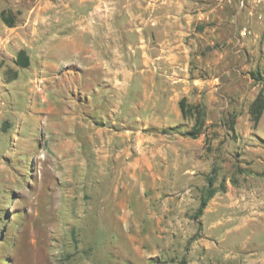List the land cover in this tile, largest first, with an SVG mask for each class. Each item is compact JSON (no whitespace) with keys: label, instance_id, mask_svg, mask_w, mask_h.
<instances>
[{"label":"rangeland","instance_id":"rangeland-1","mask_svg":"<svg viewBox=\"0 0 264 264\" xmlns=\"http://www.w3.org/2000/svg\"><path fill=\"white\" fill-rule=\"evenodd\" d=\"M126 9L132 12V7ZM106 25L111 32L126 30L127 41L133 44L129 32L134 24L126 16H111ZM149 32L147 28L148 37ZM68 57L35 51L30 68L21 70L18 81L11 85L6 77L0 80V264L116 261L109 247L121 230L109 221L112 209L125 207L130 195L137 208L145 205L141 199L159 210L167 208L172 205L168 195L181 194L184 185L141 191L133 183L126 185V162H141L143 157L151 162L210 163L215 186L223 180L222 190L239 185L245 173L238 174V180L234 177L244 170L239 166L231 176V162H264V111L258 128L248 113L239 111L234 133L217 126L196 139L162 137L153 144L157 153L137 151L134 131L142 127L144 137L157 133L148 131L158 121L149 113L156 90L150 70L142 84L132 70L123 71L113 62L108 71L92 72L98 76L94 77ZM9 58L5 54L3 60ZM74 59L80 64V58ZM101 77L106 80L96 86L95 79ZM162 128L167 127L157 130ZM253 169L259 181L255 187L264 188V163L251 167L250 173ZM209 171L197 168L188 181L193 192L179 207L187 210L189 219ZM233 201L238 205L225 209V221L217 227L212 224L222 217L212 213L200 229L197 223L193 227L182 223L178 230L163 231L168 238L172 234L173 254L161 258L172 264L180 259L186 264H264V192L260 190L256 199Z\"/></svg>","mask_w":264,"mask_h":264},{"label":"crops","instance_id":"crops-1","mask_svg":"<svg viewBox=\"0 0 264 264\" xmlns=\"http://www.w3.org/2000/svg\"><path fill=\"white\" fill-rule=\"evenodd\" d=\"M127 6L132 7V12L127 11ZM2 11L15 16V25L7 27L0 18V80L5 81L6 70L11 69L16 78L7 83L13 85V81H18L21 70L30 68V56L35 51L50 52L58 59L69 56V61L85 67L88 76L101 69L108 71L113 62L123 71L132 70L142 84L146 71L150 70L151 85L156 90L149 113L158 120L152 124L155 128L184 123L178 107L182 97L190 104L202 103L206 107L208 125L227 114L236 115L239 111L247 114L248 105L261 88L249 73L243 72H264V0H0ZM111 16H126L133 22V30L129 32L133 44L127 41L126 30H109L106 23ZM240 27L248 30V36H239ZM116 39L118 42H111ZM95 40L98 43H93ZM20 50L29 58L27 68L13 63ZM5 54L10 55L6 61ZM74 57L80 58V64ZM96 79V86L106 80ZM141 129L134 131L137 151L141 153L144 149L157 153L159 148L153 146L156 141L176 135L157 132L144 137ZM149 143L152 145L147 147ZM151 161L141 157V162H126V185L133 183L141 191L157 192L164 184L173 188L184 184L182 193L169 194L172 205L160 210L143 199L145 205L135 207L131 195L125 207L112 209L109 221L119 224L121 233L109 247V254L117 257L109 264H172L161 258L162 254H173L172 234L168 238L163 231L178 230L182 223L196 225L179 203L193 192L188 181L195 175L194 170L198 168L206 173L211 164ZM263 163L231 162V176L239 166L244 167L246 174L239 180V173L234 175L239 185L230 184L226 190L216 191L200 217L201 223L204 224L208 214L216 213L222 217L212 224L217 227L222 219L225 221V209L238 205L234 199H256L260 190L264 192V188L255 187L259 182L255 178L256 170L250 173L251 167ZM214 187L218 186L214 184Z\"/></svg>","mask_w":264,"mask_h":264},{"label":"trees","instance_id":"trees-1","mask_svg":"<svg viewBox=\"0 0 264 264\" xmlns=\"http://www.w3.org/2000/svg\"><path fill=\"white\" fill-rule=\"evenodd\" d=\"M0 18L2 23L7 27H13L15 25V16L10 11H2L0 13ZM13 63L19 68H27L29 66V58L24 50L18 51ZM8 75L10 76L8 77ZM5 76L7 80L11 81L16 78V73L11 69H7ZM249 76L254 82L261 83L260 90L250 102L247 109L252 125L253 127H256L264 111V73L259 70L251 71L249 72ZM178 107L184 123H180L173 127L162 128L160 130H157L155 127H150L148 131L158 132L161 134H165L169 131L191 139H196L201 134H206L207 129L217 126L225 129L228 133L235 132L236 115L234 114H227L226 116L220 118L218 122L207 125L206 107L202 103L190 104L187 102L186 97H182L178 101ZM189 121H191V125L188 124ZM243 172L244 170L237 171L239 174ZM213 173H215L214 165L211 167L209 173L205 175V186L201 188L197 207L191 215V219L197 223L198 229L201 227L199 219L202 216L207 203L216 191L223 189V180L219 183L218 187H214V178L211 177ZM176 264H186V262L184 259H180L176 262Z\"/></svg>","mask_w":264,"mask_h":264},{"label":"built area","instance_id":"built-area-1","mask_svg":"<svg viewBox=\"0 0 264 264\" xmlns=\"http://www.w3.org/2000/svg\"><path fill=\"white\" fill-rule=\"evenodd\" d=\"M248 34H249V32L246 28L239 30V36L240 37H246V36H248Z\"/></svg>","mask_w":264,"mask_h":264}]
</instances>
